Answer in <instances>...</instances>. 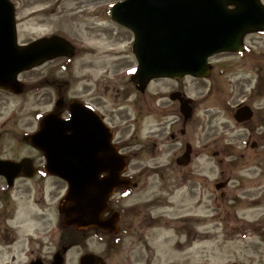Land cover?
Here are the masks:
<instances>
[{
	"label": "rangeland",
	"instance_id": "1",
	"mask_svg": "<svg viewBox=\"0 0 264 264\" xmlns=\"http://www.w3.org/2000/svg\"><path fill=\"white\" fill-rule=\"evenodd\" d=\"M11 1L16 5L19 42L56 34L75 47L70 58L58 57L21 73L20 82L28 85L53 76L67 82L63 89L79 98L87 83L91 86L99 76L110 77L136 64L132 32L110 17L112 4L120 0ZM244 44L247 51L242 53L211 57L209 78L183 77V90L195 102L194 120L185 139L198 157L189 171L170 167L132 171L138 175L137 186L122 200V207H135L139 214L120 219V229L129 232L121 234L116 249L108 247L106 240L111 236L107 234L87 235L85 240L82 236L80 247L75 241L78 231L61 230L57 199L65 186L49 179L46 188L55 190L54 211L46 207L42 218L38 214L42 206L32 208L22 197L16 220L21 241L11 247L0 245V264H28L30 257L22 240L28 234L35 239L41 236V240L42 234L36 232L43 229L44 221L55 226L56 243L62 240L72 246L65 264H78L86 252L102 256L104 264H264V92L256 91L258 83L264 87V31L246 35ZM173 85L159 79L149 90L169 91ZM53 102L48 87L38 92L29 87L20 94L0 90V149L4 157L37 156L22 136L34 131L37 113L51 108ZM111 104L107 103V109ZM240 104L254 110L247 122L251 128L233 117ZM117 117L116 123L120 121ZM154 122L145 117L141 120L142 137ZM175 146L179 147L178 143ZM225 149L232 154L225 157ZM157 158L161 163L170 155ZM225 180V186L215 187ZM36 252L40 250L35 247L34 257Z\"/></svg>",
	"mask_w": 264,
	"mask_h": 264
},
{
	"label": "water",
	"instance_id": "2",
	"mask_svg": "<svg viewBox=\"0 0 264 264\" xmlns=\"http://www.w3.org/2000/svg\"><path fill=\"white\" fill-rule=\"evenodd\" d=\"M110 14L134 34L133 51L138 61L134 79L141 87L155 77L205 76L208 57L240 51L245 34L264 29L261 0H122L112 5ZM72 52L71 44L59 36L18 45L14 5L10 0H0L1 89L18 92V73ZM186 103L180 106L185 118L189 116ZM85 114L73 104L68 120L47 115L40 130L28 139L43 151L47 172L67 182L61 207L63 224L116 232L118 215L103 219L102 214L113 190L131 182L121 177L125 160L110 145L108 130L92 116L84 121ZM251 114L244 106L235 118L243 121ZM29 164L26 158L19 162L0 160V175L13 179L28 170ZM101 173L106 176L100 177ZM57 260L54 264H61ZM100 263L101 258L92 253L80 258V264Z\"/></svg>",
	"mask_w": 264,
	"mask_h": 264
},
{
	"label": "flooded vegetation",
	"instance_id": "3",
	"mask_svg": "<svg viewBox=\"0 0 264 264\" xmlns=\"http://www.w3.org/2000/svg\"><path fill=\"white\" fill-rule=\"evenodd\" d=\"M126 70L122 68L110 77L108 75L99 76L100 78L91 86L87 83L83 87L82 95L79 98L71 96L67 89H63L67 87V82L62 83L53 76L44 77L43 80L40 79L28 85L23 83L20 93L28 91L29 87L35 92L42 90L43 87H48L53 91L54 102L51 108L45 112L37 113V125L34 131L40 129L41 118L44 115L52 113L55 118L66 119L70 116V103H79L86 113L84 121L88 120V116H92L108 130L110 145L116 148L117 152L125 158L127 165L125 176L130 177L133 181L137 182L138 175L132 171L161 170L169 167L189 171L198 157L197 150L195 151L191 142L185 139L187 130L192 127L194 120L195 102L193 98L186 99L189 96L186 95L183 85H181L183 79L177 81L172 78H155L150 79L141 87L136 84L134 79L135 64L128 71ZM159 79L170 81L174 84V87L169 91L156 90L151 92L149 87ZM185 99L189 109L187 118L181 114L180 110V104ZM110 102L112 104L108 109L111 111H108L107 103ZM88 111L91 112V115L87 114ZM115 116H118L117 118L120 120L118 123H116ZM144 117L153 119L156 122L153 125L149 123L150 128L147 129V134L142 137L139 124ZM89 127L95 128V125ZM2 135L0 132V140ZM177 143L179 147L175 146ZM162 148L163 151L161 152ZM31 150L37 155L35 158L30 157L32 160L31 177L23 173L15 177L9 184L5 177L0 176V245L6 247H11L21 241L17 233L20 224L16 220L20 210L19 202L22 197L26 198L25 202L32 208L42 206V212H38L42 218L46 214V207H51L53 211L56 207L55 190L47 189L46 181L49 179L56 180L57 178L45 172L42 153L34 147H31ZM223 153L226 152L223 150ZM162 155H170L169 160L157 163V157ZM215 155H218V153H215ZM0 158L13 159L4 157L1 149ZM36 158L41 162H36ZM13 160L17 159L14 158ZM57 180L63 182L60 179ZM130 190L131 188L116 190L108 200V211L103 214V217H109L110 214L117 211L120 223V219L125 218L127 210L131 208L130 206L122 207V200L127 197L124 194ZM64 192L65 189L63 194ZM63 194L57 199L58 220L62 218L60 206ZM38 214H33V216ZM60 224L59 227H61ZM41 225L42 232H36V234H42L41 240H39L41 236L35 239L31 234H28L26 240H22V244L27 248L30 257L28 264H51L58 253L62 257V264H65V256L70 248H67V245L62 242H55V226L52 225L51 221L50 223L44 221ZM121 234H124V232H120L119 227V233L115 235L117 240L121 238ZM35 247L40 252H46L43 257L39 255L40 252H36L35 257L32 255Z\"/></svg>",
	"mask_w": 264,
	"mask_h": 264
},
{
	"label": "trees",
	"instance_id": "4",
	"mask_svg": "<svg viewBox=\"0 0 264 264\" xmlns=\"http://www.w3.org/2000/svg\"><path fill=\"white\" fill-rule=\"evenodd\" d=\"M72 232H74V231H72ZM76 235H75V241H76V243H81L82 242V239H83L82 238V236H83L82 233L81 232H77Z\"/></svg>",
	"mask_w": 264,
	"mask_h": 264
}]
</instances>
